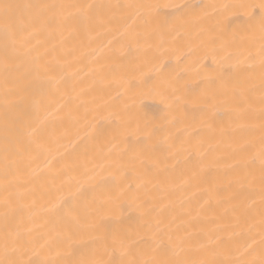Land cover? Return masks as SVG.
Wrapping results in <instances>:
<instances>
[{
    "label": "bare ground",
    "instance_id": "6f19581e",
    "mask_svg": "<svg viewBox=\"0 0 264 264\" xmlns=\"http://www.w3.org/2000/svg\"><path fill=\"white\" fill-rule=\"evenodd\" d=\"M6 2L0 264H260L264 0Z\"/></svg>",
    "mask_w": 264,
    "mask_h": 264
},
{
    "label": "snow or ice",
    "instance_id": "6c2138e0",
    "mask_svg": "<svg viewBox=\"0 0 264 264\" xmlns=\"http://www.w3.org/2000/svg\"><path fill=\"white\" fill-rule=\"evenodd\" d=\"M18 7L16 5H12L10 3H7L6 0H0V13L3 14L4 17V21H5V34H8L9 31V21L12 18V10ZM47 7V6H45ZM73 7H77L80 8L82 11L84 10H89L93 7V5H76ZM125 7L127 8H147V9H151L153 7H157L154 5H126ZM190 7L193 6H189V5H181V6H177V11L180 12L182 9H189ZM205 8L207 7H213L215 8V5H210V6H204ZM225 8H227L228 6L225 5ZM262 67H264V61H262ZM262 79H264V77H262ZM262 155H264V153H262ZM261 180L264 181V167H262V176H261ZM58 211H63L64 215L66 217L67 220V226H66V236L65 239L67 240H73L75 239L78 235L81 234V232L84 231H89V230H95V228L97 227L95 220L92 218L93 217V213L90 212L89 213V219L85 220L82 218L81 216V210H80V206L79 204H69L67 201L64 202V204H62L60 206V208L58 209ZM105 211V208L103 205H100L98 207H96L94 209V214L95 216H101L103 215ZM75 229V230H74ZM121 244H123V241H120ZM11 264H17V262L13 261L11 262ZM20 264H24V262H20ZM27 264H34L33 261L29 260L27 262ZM41 264H59L58 261H43L41 262ZM67 264H73V262H67ZM75 264H89L88 261H78L75 262ZM94 264H104V262L102 260H97L94 262ZM130 264H135V262H130ZM200 264H211V262L208 261H201ZM220 264H248L247 261L244 260H239V261H232V260H224L222 262H220ZM260 264H264V259H262L260 261Z\"/></svg>",
    "mask_w": 264,
    "mask_h": 264
}]
</instances>
